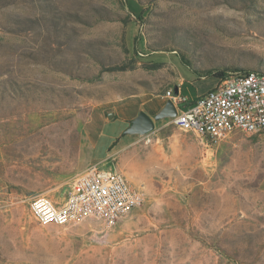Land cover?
I'll return each mask as SVG.
<instances>
[{
    "label": "rangeland",
    "instance_id": "374dc122",
    "mask_svg": "<svg viewBox=\"0 0 264 264\" xmlns=\"http://www.w3.org/2000/svg\"><path fill=\"white\" fill-rule=\"evenodd\" d=\"M258 69L264 0H0V264H264V131L211 144L155 120L106 160L144 194L114 228L28 212L64 200L96 114Z\"/></svg>",
    "mask_w": 264,
    "mask_h": 264
},
{
    "label": "built area",
    "instance_id": "2783aa9c",
    "mask_svg": "<svg viewBox=\"0 0 264 264\" xmlns=\"http://www.w3.org/2000/svg\"><path fill=\"white\" fill-rule=\"evenodd\" d=\"M173 104L171 123L215 144L236 131L255 134L264 130V77L251 71L230 73L194 101L168 89L161 96ZM144 202V194L132 188L109 164L88 166L77 177L64 200L54 202L43 193L29 198L28 212L40 226H65L84 220L114 228Z\"/></svg>",
    "mask_w": 264,
    "mask_h": 264
},
{
    "label": "crops",
    "instance_id": "0c3cea01",
    "mask_svg": "<svg viewBox=\"0 0 264 264\" xmlns=\"http://www.w3.org/2000/svg\"><path fill=\"white\" fill-rule=\"evenodd\" d=\"M191 77L193 79H188V82L194 89L193 97L179 93L183 84L182 79L171 87L173 90L176 88L177 94L186 97L189 102L194 101L200 94L212 88L220 80H203L202 77L198 79L194 78L193 75ZM137 97L140 96L136 95L124 98L111 107L110 112L113 115L111 119L107 118V116L103 119V115L101 114H96L92 117L87 130L81 131L78 161L75 171L69 180L79 177L88 166L107 163L106 160L112 156V145L116 138L121 134L129 135L135 133L139 119L143 115L150 118L154 125L155 116L168 101V99L143 100L137 108L130 110L127 102ZM125 143L127 142H118L117 145L123 146Z\"/></svg>",
    "mask_w": 264,
    "mask_h": 264
},
{
    "label": "water",
    "instance_id": "95a60500",
    "mask_svg": "<svg viewBox=\"0 0 264 264\" xmlns=\"http://www.w3.org/2000/svg\"><path fill=\"white\" fill-rule=\"evenodd\" d=\"M174 92V95L176 96L177 95V89L175 88L173 90ZM176 115V110L173 106V104L171 103L170 100H168L166 102V104L164 105V107L162 108V110L155 116V120H159V119H162V118H165V117H174ZM112 113H108L107 114V118H110L112 117ZM153 122L150 118H148L147 116L143 115L140 117L139 119V123L136 127V132H146V131H150L153 129Z\"/></svg>",
    "mask_w": 264,
    "mask_h": 264
},
{
    "label": "bare ground",
    "instance_id": "6f19581e",
    "mask_svg": "<svg viewBox=\"0 0 264 264\" xmlns=\"http://www.w3.org/2000/svg\"><path fill=\"white\" fill-rule=\"evenodd\" d=\"M251 76H253V77H264V73H259L257 71H251Z\"/></svg>",
    "mask_w": 264,
    "mask_h": 264
},
{
    "label": "trees",
    "instance_id": "16d2710c",
    "mask_svg": "<svg viewBox=\"0 0 264 264\" xmlns=\"http://www.w3.org/2000/svg\"><path fill=\"white\" fill-rule=\"evenodd\" d=\"M138 41H142L140 38H138ZM175 53H177V52H175ZM254 71H257V72H259V73H264V72H262V70H260V69H258V70H254ZM217 77H220V78H223V77H225V75L224 74H221V73H218V76Z\"/></svg>",
    "mask_w": 264,
    "mask_h": 264
}]
</instances>
